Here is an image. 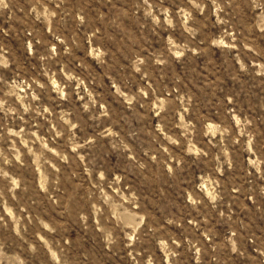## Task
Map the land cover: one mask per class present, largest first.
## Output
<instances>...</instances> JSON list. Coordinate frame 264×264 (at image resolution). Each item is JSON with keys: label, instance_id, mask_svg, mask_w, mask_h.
Returning <instances> with one entry per match:
<instances>
[{"label": "rangeland", "instance_id": "374dc122", "mask_svg": "<svg viewBox=\"0 0 264 264\" xmlns=\"http://www.w3.org/2000/svg\"><path fill=\"white\" fill-rule=\"evenodd\" d=\"M0 264H264V0H0Z\"/></svg>", "mask_w": 264, "mask_h": 264}]
</instances>
